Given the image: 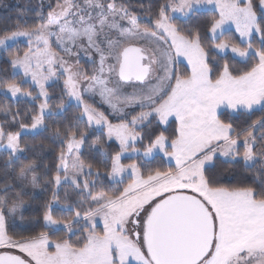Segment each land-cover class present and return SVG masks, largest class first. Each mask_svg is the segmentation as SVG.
<instances>
[{"label":"snow or ice","instance_id":"6c2138e0","mask_svg":"<svg viewBox=\"0 0 264 264\" xmlns=\"http://www.w3.org/2000/svg\"><path fill=\"white\" fill-rule=\"evenodd\" d=\"M0 63V264H264V0H28Z\"/></svg>","mask_w":264,"mask_h":264},{"label":"trees","instance_id":"16d2710c","mask_svg":"<svg viewBox=\"0 0 264 264\" xmlns=\"http://www.w3.org/2000/svg\"><path fill=\"white\" fill-rule=\"evenodd\" d=\"M12 1H13V5H14V7H12L13 8L12 10H14L13 15L16 14L17 9L24 8L28 4V0H12ZM31 2H32V4H35L37 2V0H31ZM5 17H7V16L4 14V17L0 16V19H3ZM201 19H203V17ZM232 32H234V31L228 32V33H226V35H232ZM5 67H7V65L0 63V69L5 68ZM236 67L242 68L243 65L237 64ZM5 102L6 101H5L4 97L2 95H0V103H5ZM72 111H75V110L74 109L71 110L69 114H71ZM124 162L127 163L129 161L125 160ZM46 195L47 194H45V193L41 194L42 197H44ZM56 235H61V233H56ZM72 239H75V237H72Z\"/></svg>","mask_w":264,"mask_h":264},{"label":"rangeland","instance_id":"374dc122","mask_svg":"<svg viewBox=\"0 0 264 264\" xmlns=\"http://www.w3.org/2000/svg\"><path fill=\"white\" fill-rule=\"evenodd\" d=\"M145 3H148L149 0H144ZM152 2H156V0H152ZM14 7L13 5V1L12 0H0V16L4 17V14L8 17V16H15L16 14L13 15V11L12 10ZM232 31H234V29H232ZM22 107H27V105H22ZM42 194V193H41Z\"/></svg>","mask_w":264,"mask_h":264}]
</instances>
